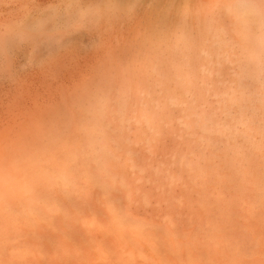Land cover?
I'll return each instance as SVG.
<instances>
[{
  "label": "rangeland",
  "instance_id": "rangeland-1",
  "mask_svg": "<svg viewBox=\"0 0 264 264\" xmlns=\"http://www.w3.org/2000/svg\"><path fill=\"white\" fill-rule=\"evenodd\" d=\"M215 1L216 0H0V158H4L0 161V168H2L0 173H3V168L10 166L9 164L11 162L13 163L15 159L18 162L24 161L26 158L22 159V157H25V155L28 156V154L25 153V151L27 150L29 151V154L32 153V155H40L42 152H38L43 150L42 148H44V146L45 150L47 145L53 148L55 144L53 140H55L59 136V133L60 135H66L70 132L75 131L76 134L78 133L76 131L80 130H78L79 126H81L79 128L84 129V125L86 122H83V119L87 121L91 117V110L93 108L95 99L107 93H110L113 96L114 94H116L114 97L111 96L112 101H114L113 104L115 105V101H117L115 97H118L117 95L120 93L118 89L121 88L125 79H132V82L135 81L136 83H138L140 80H146V77H150L148 81L153 83L151 77L153 76V61H157L158 58V61H165V59L169 60L171 58L175 59V57L176 59H179V57L181 58V53L180 51H178V48L176 46V41H178L177 43L183 41L180 39L181 33L184 32L185 39L189 38L190 40L194 41V38H196L195 42L197 44H199L200 42L201 44H203L201 37L199 38V31H201L202 29V26L200 27V25L205 23L207 8L211 7L212 3V6H214ZM206 3L209 4V6L206 5ZM8 39H10V45L5 44ZM199 39L201 40L199 41ZM167 52L170 53V55ZM164 55H166V58H162L164 57ZM150 61H152V63H150ZM149 67L151 68L149 69ZM231 67H233V69H229V72L230 70H232L231 72H233V70L236 69V67L234 66ZM224 68H227V66H224ZM223 70L224 69H222V71ZM227 70L228 69H225L226 72ZM236 71L237 69L234 72ZM226 72H224L226 75H220L221 77H216L217 79H220L223 76V79L217 80L216 84H213V86H215L217 89H219L220 86L225 82L229 84H224L223 90H225L227 86L230 87L229 85H231V82L229 81L233 80V75H235L234 77H236V73H231V77V74L229 72L227 74ZM225 78H227L228 80H226ZM229 78H231V80ZM218 81H220V83H218ZM152 83L148 84L152 86ZM217 84L219 85V88L218 86H216ZM174 88L172 89V92H176L175 94L179 95L178 90L176 88L175 90ZM255 88L253 89V91H255L256 93L260 92V88L258 86H256ZM221 89L222 88H220L219 91ZM210 99L213 100L214 103L216 102L215 104L210 102L211 107L213 108H211V110L219 107L217 101H215V98L212 99L211 97ZM212 104L214 105L212 106ZM259 110L260 112L261 110L264 112V107H260L258 111ZM263 112H258V116L261 119H263V117H260L262 116L261 114H264ZM115 114L116 113H114L112 116L114 117V119H117L115 117L117 115ZM134 115L135 113H132V116ZM171 117L173 120L172 127L175 128L172 129V127H169L168 129L173 131L168 132L166 128H163L161 133L162 136L160 135V137L152 143L150 141L152 138L151 134L148 133L150 131L145 127H134L133 125V127L128 131L116 132L122 133V135H120L122 139L128 138L130 141H125V143L122 141V143H124L123 145L116 146L120 148L116 149L120 157V159L116 161V163H122H119L117 166H115L114 170L116 171L119 167L120 170L118 171L121 173L116 171L118 175L120 177L124 176V178H127V180L121 178V185L117 186V184L113 183L112 181L105 182L102 178L100 179L99 174L98 176L96 175L98 173L96 169L97 166H95L96 164H90V170L93 172L91 173L88 168V174L85 173L86 175H80L81 177L86 176V178L87 176H89V179L91 180H87L92 181L91 183H88L87 180L85 181L84 177L80 178L78 172H82L81 168L76 173L72 174L74 176V179H77L76 181H74L75 185H73V183L71 184L73 185V187L76 186L75 190L72 188V186H69L70 191H72L66 192L67 189L69 190V187L64 186L66 187V189L64 187L62 188L65 189L64 191L66 192V194L63 195L64 191H60L63 189L59 184L54 186L56 187V189L54 188L55 191L60 189L57 192L53 191V187L49 188L48 192L50 193V198H53L50 199L51 201L46 202V205L43 203L41 204V207H39V212L35 216L40 220L38 221V218L34 216H32L34 217L33 219L31 218V224H37V222L36 224L33 222L36 218L38 224L41 225V227L39 226L40 228L38 227V225L35 226L36 228H39L37 229V232L34 231L33 228L35 227H32V225L29 224V221L25 222L23 219H19L21 221V223H19L20 225L25 222L24 226H19V224L16 223L19 222L18 219L11 222V220H13L11 218H7V220L1 218L5 221V223L8 222L7 224H10L11 222V226H15V224H17L19 227L23 228H21L20 230L19 227L15 226L16 228H18L16 229L18 233L17 234L15 231H13L15 230V227L11 228V226L9 225L5 229L4 227H6L7 225L3 227V224L5 225L3 221L1 226L3 227V229H1L0 227V231L3 232L5 230L4 232L8 234L15 233V236L12 235L13 238L19 236L20 232L21 234L25 233L26 235H24L25 238L23 237L25 240L21 239V236L23 235H21L20 238L16 237V240L18 238L20 243L19 241L11 238V235H8L11 239H13L12 243L18 242L22 248L20 251H18V253L20 252L19 255L21 254V257L19 258L22 261L20 262L18 258L17 264H30V262L31 264H33V260L35 259H33V257L36 256L37 258H39V254L41 255V261L38 262L39 259L36 258L37 261H35V264H55L57 260H60V256L62 257V259L64 258L63 262H67L69 260H65V257H67L69 254L67 255L65 252H67L66 250L68 249L69 251L72 250L71 252L73 254L69 255L67 258L70 257L71 260L73 259L72 261H74V257H83V261H79L85 264H94L92 260H95L96 264H108V262H111V264H122L120 261L113 258L111 260L103 259L101 255H99V252H97L98 245H94L96 244V242H99L97 244H103L104 249H108V246H112V242L116 238L120 237L121 239L128 241L131 246L135 245L134 241L137 238L138 239L136 240V243L140 239V241L137 243L140 250H143V253H145L146 251L145 254L149 257H152L151 255H154L153 249H157V247H160L159 244L153 245L152 242H150L151 234L158 233L157 228L153 227V224L156 223L164 226L167 222V219L165 218L168 217L169 213H172V206H169V204L172 203L170 200L173 195H166V193L168 191L171 192V189H173L172 194H176V192L179 191L181 193V191L183 190L184 192H187L184 193L182 191L184 195L189 194L187 197L191 199L190 201H194L196 198L193 193L190 194L191 192L188 191L190 190L189 188L191 185V181L186 174L185 178H183L182 176L184 180L182 178H180L182 181L180 179L178 180L179 183L177 186H174L171 180L165 179L166 175L164 176L167 171L175 169L173 168V163H175V167H177V162L180 161L182 155H184L185 152L193 150L195 151V149L197 148V145L194 144L193 139L190 136L182 133L180 130V111L178 109H173V114L171 112ZM175 120L178 123V126L177 124H174ZM118 124L119 123L117 120L114 121L113 125L115 126L111 125L110 129L116 127ZM176 128L178 130H176ZM139 129H141L142 132ZM79 132H81V130ZM173 132L175 134H172ZM82 133L83 132H81V134ZM145 133H147L148 136ZM81 134L79 133V135ZM84 134H82V136ZM136 135H139V137L142 136V140L140 138H136ZM83 137L85 139V136ZM79 139H82V141L84 140L80 136ZM259 140L258 142H260ZM50 142H53V146L50 144ZM160 142L163 144H161ZM222 142H224V140ZM190 144L193 147L195 146L196 148L189 146ZM151 146L156 147L152 148ZM182 147H184V149L186 148L185 150L187 151L182 149ZM53 149L48 150L51 151V154L47 151L48 154H50L51 156H54L55 154L57 156L59 153L58 150L55 151ZM180 150H182L181 153ZM22 152L23 156L19 157L18 155H20V153ZM53 152L55 153L53 154ZM155 153L156 157L154 156ZM14 154L15 158H13ZM33 156L36 157V155ZM56 156H54V158ZM178 156H181V158H179ZM18 157L22 160L19 161ZM59 157L60 156L58 155L56 159H59ZM5 158L7 163L3 162L5 161ZM163 159L165 160L163 161ZM164 163H166V165H163ZM122 165L123 167H125L121 168ZM161 165L165 166V168H163ZM164 169H166V172H164ZM157 170L164 173L157 174L155 172ZM137 171H139V173ZM130 172L131 174H129ZM134 172H137V176H135ZM82 174H84V172ZM153 175H156V178L153 177ZM140 177L142 178V181L140 180V182H138V180L135 184V181ZM161 177L166 181H171V188L169 186L164 187V189L159 188L160 184H163L161 185V187L165 186L166 183L169 184V181L166 182L165 180L161 179ZM186 178L188 179V181ZM81 179L83 180V182L82 184H79L82 181ZM161 180H163L162 182L164 183H159V181ZM148 181V185L145 184ZM184 181H187L189 185ZM128 183L130 188L128 187ZM185 183L187 184L186 188L189 186L187 189L184 188ZM83 184L86 186H84ZM130 184H134V186L136 187L131 186ZM78 185L81 187L84 186L82 188L87 191V193H85L86 195L84 194L83 189L80 190L79 188V191L83 192V194L78 191ZM115 185L116 189L114 188ZM156 186L159 189H157ZM92 187L95 189H93ZM98 189H104V191ZM88 190H91L89 191L90 193H88ZM129 190L130 192H134L132 193L134 196L129 192ZM149 190L151 193L148 192ZM259 190L262 191V187H260ZM126 192L130 197L128 196L127 198ZM154 192L158 194L153 195ZM92 193L94 196H92ZM104 193L105 195H103ZM180 193L176 195H180ZM150 194H152V198H154L151 199L154 200V202L152 201L153 203H148L149 201H147L151 196ZM116 195L118 196L116 197ZM138 195L140 196V199L142 198L143 200H145V202L153 208L146 205V203L142 199L140 200ZM58 196H60L62 202L60 199H58ZM131 196L132 198L135 197L134 199H136L137 197L135 201L139 199L142 203L137 201L136 204H134L133 202L135 201H132L134 199H132ZM145 197L147 198V200ZM165 198H169L170 200H166ZM53 199L55 201H53ZM125 199L132 200L125 201ZM56 200L59 201V203L56 202ZM93 200H95L94 202L97 203H94ZM157 200L161 201L162 203L159 204V201L156 203ZM85 202H88L89 204ZM117 203H119V205ZM132 203L134 204L132 205L134 206V209H137L138 211L137 212L135 210V214L130 211V204ZM137 203L140 204L138 205ZM96 204H98L99 206L97 205L96 207ZM43 206L44 210H41ZM49 206L52 207L50 208ZM262 206L263 203H259V208L257 206L256 214L254 215V217L249 215L250 212L247 213L246 218L249 220L245 221V224L249 227H253L260 235V239L264 240V212H262L264 211V206ZM58 207H61V209H59ZM150 209L154 212L151 211V213H149ZM142 210H144L145 213H143ZM168 210L171 211L168 212ZM53 212L54 214L53 216H51V213ZM123 212L124 214H122ZM74 213L76 214V216ZM156 214L159 215L157 216ZM72 215L74 216V219H77L78 217V220L73 219V221H75L77 225L74 224V222L72 223V220H69L73 217ZM81 215L84 217H82ZM119 216L122 217L120 218ZM160 216H164V220L163 217L160 218ZM233 218H235V220L233 219L231 220L232 222H230L229 224L227 223L226 228L228 226V228L232 227V225L235 223L237 217L234 215ZM153 219H155L154 222ZM185 219L188 222L185 223L186 225L183 224L181 227H179V230H182L179 231L180 234H178L176 237H173L172 240L164 237L165 241H168L171 244L178 243L180 245L179 250H167L165 252H162L161 255L168 257L174 254L177 255L179 252L184 251L185 254L188 255V253L190 252L188 250V246H199V251L195 252V255H193L197 260V264H235V262L231 259L234 257V251H232V248L229 247L226 243L229 239L231 241H234L235 238L231 236L229 238L227 236L225 238L223 236H220V238H215V234L210 231V228L207 225L205 226L206 228L204 227V236L202 238L197 237L196 232L191 233L193 230L196 231L195 229H197V225L192 222V227H190L191 221H189L187 217ZM223 223V220L218 221L219 226H221ZM193 224L195 226H193ZM27 225L30 226L28 227L29 229L26 227ZM80 225H82V227ZM72 226H74V228ZM188 226L192 230L189 232L186 231V233H188L190 237L187 240H184L182 233H185V229L189 228ZM117 227L119 230L117 229ZM10 228L13 233H10ZM78 228H80V230H78ZM85 228H89V230H86ZM22 229H24V231ZM129 229L130 231H128ZM7 230H9V232ZM18 230H20V232ZM27 230L32 232L30 236H28L29 231ZM32 230L36 234H33L34 232ZM63 230H65L64 234H62ZM84 230L87 232L84 233ZM88 231L91 232V237H96V235L100 233L101 235L99 234V236H97L98 238L95 239H100L101 237L102 238L99 241H93V238L88 237ZM94 231L98 234H94ZM39 232L42 235L38 236ZM59 233L62 234L60 239L64 238L66 242L64 239H61V241L56 238L57 236H60ZM119 234L122 236H119ZM36 236H38V238L42 237L40 240L43 241L44 244H41L42 242L40 240H35L37 243L39 241L40 242L38 243V245H32L31 243L35 242L33 240L37 238ZM45 236L48 237V239ZM137 236H139L140 238ZM124 237H126V239ZM112 238L114 240H112ZM21 240H24L26 242H22ZM27 241L31 243H27ZM18 243H16V246H18ZM27 244H31L32 247L28 246ZM24 245H27L28 248H26V246ZM8 246L6 245V247ZM88 246L89 248L87 249ZM145 247H147L148 250ZM48 248L51 251H49ZM22 250L30 251H28V253L26 254ZM34 253L37 255H35ZM63 253L66 254H64L65 256L63 255L64 257L62 256ZM201 254L204 255L201 256ZM222 254L227 256L223 257ZM241 254V259H243L244 264L247 259L244 258V252H242ZM214 255L215 258L211 259L210 257ZM8 256L10 255L8 254L6 257H4V261L6 264H11V258ZM27 256H31L33 260H28ZM24 257H27V262L26 258ZM199 259H203V261L200 262ZM7 260L10 262H8ZM61 261L62 260H60L59 262L61 263ZM139 261L143 260L140 259ZM59 262L56 264H60ZM81 263L79 262L78 264ZM67 264L74 263L68 262Z\"/></svg>",
  "mask_w": 264,
  "mask_h": 264
},
{
  "label": "bare ground",
  "instance_id": "bare-ground-1",
  "mask_svg": "<svg viewBox=\"0 0 264 264\" xmlns=\"http://www.w3.org/2000/svg\"><path fill=\"white\" fill-rule=\"evenodd\" d=\"M206 5L209 6V4L207 3ZM212 5L211 7L207 8V16L205 19V23L203 24L200 23L201 24L200 27L202 26V29L201 31H199L200 33L199 38L201 37L203 44H201V42L199 43L201 45L197 44L195 42L196 38H194V41L190 40L189 38L185 39L184 32L181 33L180 39L183 41L179 43H177L178 41H176V46L178 48V51H180L181 53V58L179 57V59H176L175 57V59L173 58L169 60L165 59V61H163L162 59H161L162 61H158L159 59L158 58L157 61H155L156 63L153 61L152 64L153 76H151L153 83L148 81L150 77L149 78L146 77L147 78L146 80L148 82L145 79H142L138 83H136L135 81L132 82V79H128V80L125 79L123 81L124 83L121 86V88L118 89V91L120 92L118 93L120 95L118 94L117 95L118 97H115L117 100L115 101L116 102L115 105L113 104L114 101H112L111 96L114 97L116 94H114L113 96L110 93H107L103 96L96 98L93 103V108L91 110L92 115L90 114L91 117L89 118V120L85 121V119L82 118L84 120L83 122H86L84 125L85 130L83 128H79L81 126L78 127V130L80 129L81 132H83L82 134L85 133L83 135L85 136V139L82 136L81 132H79L80 130L76 131L78 132L76 134L78 135L79 133L81 134L79 136L84 139L83 141L82 139H79V136L75 134V131L70 132L66 135L63 134L60 135L59 133L58 134L59 136L55 140H53L55 142L53 147L54 149L51 146L47 145L45 150V146H44V148H42L43 150L38 152V153L42 152L40 155L33 154L36 155V157H34L32 153L29 154V151L27 150L25 151V153L28 154V156L24 154L25 155L24 157L22 155L23 152L20 153L21 156L18 155L19 157L23 156L22 159L26 158L24 161H21L22 159L18 157L19 161L21 162H18L16 159H15L16 161L11 160L13 161V163L11 162L12 165L11 163L9 164L8 162L10 166L6 165L7 167L3 168L4 172L0 173V223H1L0 227L2 226V222L4 221L1 218H4L5 220H7V218L8 219L11 218L13 219L11 220V222L17 219L18 220L23 219L25 222L29 221V224H31L32 222L31 218L33 219L34 217H36L35 215L39 212V207H41V204L44 203L46 205V202L51 201L50 199L53 198V197L50 198V193L48 192L49 188L53 187L52 188L53 191L57 192L60 189L55 191L56 187L54 186L59 184L61 188L64 186L66 187L72 186V188L75 190L76 186L73 187V185H75L74 181H76L77 179L75 180L72 174L76 173L78 170L82 168V172L79 171L78 173L80 178L84 177L85 178L84 180L86 181L87 179H89V176H87L86 178V176L81 177V175L88 174L87 173L88 168L89 170L91 169L90 164L91 165L96 164L95 166H97L96 169L98 171L96 175L98 176L99 174L100 179L102 178L105 182L112 181L113 183L117 184V186L121 185L120 184L121 178L126 180L127 178L126 177L124 178V176L120 177L118 175L117 172H119L118 170H120L119 167L116 170L117 172L114 170L115 166H117L119 163L120 164L122 163V162L116 163V161L120 159L116 150L117 148L118 149L120 148L116 146L123 145L125 141L128 142L130 141L128 138L122 139V137H120L122 133H116V132L128 131L133 127V125L134 127H143V128L145 127L147 130L150 131L147 132L151 134L152 138L150 141L152 143L156 141L157 138L160 137V135L162 136L161 133L163 128L164 129L166 128L168 132L173 131L168 129L169 127H172L173 124L171 112L173 114V109H178L181 114V118L179 120L180 130L182 133L190 136L193 139L194 144L197 145V148L195 146L194 147L198 151L196 149L195 151L194 150L187 151L185 150L186 148L184 149V147H182V149H184L187 152H185L184 155H182V158L181 156H178L181 159L180 161L177 162L176 164L177 167H175V163H173L174 165L173 168H175L174 170L167 171L168 172L167 173L165 171L166 169H164V172L167 173V174L165 173L164 176L166 175L165 179L171 180L173 185L177 186L179 183L178 180L182 178V176L183 178H185V174H186L189 177V180L191 181V185L189 188L190 190L188 191L191 192L190 194L193 193L196 196L195 200L190 201L191 199L187 197L189 194L184 195L183 190H182L183 192L181 191V193L180 191L176 192V194L180 193V195H176L175 193L172 194L173 189H171V192L168 191L166 193V195L167 194L173 195L172 198L169 197L170 195L167 196L171 198V200L169 198L168 199L165 198L166 200H170L172 202L171 204H169V206L170 205L172 206V213H169L168 217L165 218L167 219V222L164 226L156 223L153 224V227L157 228L158 233L151 234L150 242H152L153 245L159 244L160 247L159 248L157 247V249H153L154 255L152 254L151 255L152 257L147 256L145 254L146 251L145 253H143V250L142 251L140 250L139 246L137 245L140 239L136 243V240L138 238L134 241L135 242L134 246H131L128 243V241L121 239V237L116 238L115 240L112 238V240H114L112 242V246H108V249H104L103 244H97L99 242H96L97 240L99 241L102 237L100 239H95L98 238L97 236H99L100 233L98 234L97 232L94 231L93 233L98 235H96V237L94 236L91 237L90 236L91 232L88 231L87 233L89 234L88 237L93 238V241L96 240L95 241L96 244L94 243L93 244L95 246L98 245L97 252H99V255H101L103 259L111 260L113 258L120 261L122 264L124 263L197 264V260L193 255H195V252L199 251L198 249L199 246H188L189 247L188 250L190 251L188 255L185 254V251L179 252L177 255L174 254L168 257L161 255L162 252H165L167 250L170 251L179 250L180 245L178 243L171 244L168 241H165L164 237L172 240L173 237H176L178 234H180L179 231L182 230H179L180 229L179 227H181L183 224L186 225L185 223H187L188 221H186L185 218L187 217L188 220L191 221V223L189 222L191 225V226L189 225L190 227H192V222H194L197 225V229H195L196 227L194 228L196 231L193 230L191 232V233L196 232L197 237L202 238L204 236L203 234L204 227L207 225L210 228V231H212L215 234L214 236L215 238H220V236H223L224 238L226 236L228 238L230 236L235 238L234 241L233 240L231 241L229 239L226 242L228 246L232 248L231 250L234 251V257L231 259L235 262V264H243V259H241L242 252L245 253L244 258L247 259V260L245 259L247 261V262L245 261L246 264L247 263L264 264V240L260 239V235L253 227H249L245 224V221L249 220L246 218L248 212H250L249 214L250 216L254 217V215L256 214L257 206L259 208V203H263L264 206V114H261L262 116H260L263 117V119L259 118L258 116V112L259 113L263 112L262 110L261 112L260 110L258 111V109H260V107L261 108L264 107V0H216L214 2V6ZM201 39H199V41ZM9 40L10 39H8L5 44L10 45L11 42ZM168 54L170 55V53ZM165 56L166 55H164V57L162 58H166ZM150 63H152V61H150ZM226 64L236 67L237 71L234 72L236 69L233 70V72L236 73V77H234L235 75H233L234 78L232 77V74H234L233 72H231L232 70H230L229 72V69H233V67ZM224 66H227V68H224ZM150 68L151 67H149V69ZM222 69L224 70L222 71ZM225 69H228L227 72L225 71ZM224 72H226L227 74L228 72L230 74L232 73L231 77L233 80L229 78L231 80L229 81L231 82V85H229L230 87L227 86V88L225 86L226 88V89L224 88L225 90H223L224 84H229V83L222 82L223 84L220 86V88L222 89L219 91L220 89L219 85L218 84L216 85L219 88L217 89L215 86H213V84L215 85L217 80L223 79V76L226 75ZM220 75H223L222 78L217 79L216 77ZM225 79L228 80L227 78ZM148 83L150 84L152 83V86ZM218 83H220V81H218ZM172 86H174L178 90L179 95L175 94L176 92L174 93L172 92V89L174 88ZM256 86L260 88V92L256 93L255 91H253V89ZM211 97L212 99L214 98L216 99L215 101H217L219 106L214 110H211L212 107L210 102L214 103L213 100L210 99ZM214 104H212V106ZM114 113H116L115 115L117 116L115 117L117 119H114V117L112 116ZM132 113H135V115L132 116ZM113 119L114 121L117 120L119 124L116 127L110 129V126L113 125L114 123ZM175 122L174 124H177L178 126V123ZM174 128L175 127H172V129ZM141 129L139 130L142 132ZM176 130L178 129L176 128ZM145 134L148 136L147 133ZM172 134L175 133L173 132ZM141 137H139V135H136V138H140L142 140ZM223 140L224 142H222ZM258 140L260 142H258ZM122 141L124 143H122ZM52 143L50 142V144L53 146ZM189 146L192 145L190 144ZM151 147L153 148L156 146H151ZM50 148H52L55 151L58 150L59 153L58 152L57 153L60 156L59 159H56L58 155L56 156L54 154L55 152H53L54 156H56L55 158L54 156L50 155L51 151H48V150H52ZM47 151L50 154H48ZM181 151L182 150H180V153ZM154 156L156 157V153ZM13 158H15V154ZM2 159L0 158V161ZM164 160L165 159H163V161ZM3 162L7 163L6 158L5 161ZM163 165H166V163H164ZM124 167L122 165L121 168ZM162 167L165 168V166ZM1 169L2 168H0V171ZM83 172L84 174H82ZM92 172L93 171H91V173ZM137 172L139 173V171ZM155 172L157 174L164 173L162 171L159 172L158 170ZM136 173L135 176H137ZM129 174H131V172ZM153 177L156 178V175L155 176L153 175ZM141 179H142L141 177L138 178L135 181V184L138 180H139L138 182H140ZM161 179L163 178L161 177ZM89 180H87V182L91 183L92 181ZM163 180L159 181V183H164L162 182ZM169 180L167 181L165 180V181L168 182ZM171 181H169V184L166 183V185L164 184L165 186L162 187L161 185L163 184H160L159 188L164 189V187L166 186H169L171 188L170 186ZM187 181L184 182L187 183ZM82 182L83 180L79 184H82ZM72 183L73 185H71ZM148 183L149 181L145 184L148 185ZM186 183H185V187L183 186L185 189L189 187L188 186L186 188L187 184L189 185V183L187 184ZM130 185L134 186V184H130ZM259 186L262 187V191L259 190L260 188ZM66 187L64 188L66 189ZM70 187L69 190L68 189L66 190V192L70 191ZM82 187L78 185L77 186L78 191L80 188V190L83 189L84 194L87 193V191H85L84 188ZM115 187L116 185L114 186V188ZM128 187H129V183H128ZM65 189L60 191L63 192ZM98 190L104 191V189H98ZM89 191L91 190H88V193H90ZM66 192L64 191L63 195H65ZM148 192H150V190ZM80 193L83 194V192ZM130 193L132 194L134 192L131 191ZM155 194L158 193L154 192L153 195ZM103 195H105V193ZM139 195L138 197L140 199ZM150 195L151 196L150 198H148V200L145 197L146 200L149 201L148 203L152 201L154 202V200H151L154 199L152 198L153 197L152 194ZM92 196H94L93 193ZM117 196L118 195H116V197ZM126 196L128 198L129 196L128 193L126 194ZM58 197L57 198L61 200L60 196ZM132 199H128V200H132ZM136 199L132 201H135ZM139 199L137 201L142 203L140 201L142 198L140 200ZM57 200L56 202L59 203V201ZM128 200L125 199V201ZM53 201L55 200L53 199ZM94 201L95 200H93V202ZM137 201L133 203L136 204ZM143 201L145 202V200ZM158 201L159 200H157L156 203ZM50 203H55V202H50ZM133 203L130 204L131 205L130 211L134 213V211L135 210L137 211V209H134V206H132L134 205ZM161 203L162 202L159 201V204ZM117 204L119 205V203ZM97 205L98 204H96V207ZM146 205L149 206V204L147 203ZM49 207L51 208L52 206ZM58 208L61 209V207ZM41 210H44V206L42 207ZM142 211L143 213H145L144 210ZM151 211L152 210L150 209L149 213H151ZM170 211L171 210H168V212ZM51 214H52L51 216H53L54 212ZM122 214H124V212ZM156 215L158 216L159 214ZM234 215L237 217L235 223L232 225V227L228 228L229 227L228 226L226 228L227 223L229 224L230 222H232L231 220L233 219L235 220V218H233ZM119 217L121 218L122 216ZM161 217H163L164 220V216H160V218ZM36 218L34 219L33 222L35 224L37 222L36 225H38V227L39 226L41 227V225L38 224V221L40 219L38 218V221H36ZM73 219L74 216L69 220H72V223L74 222V224H76L75 221H73ZM20 220L19 222L16 221L15 222L19 224L21 223ZM74 220H78V217L77 219ZM219 220H223L224 222L221 226L218 225ZM154 221L155 219H153V222ZM25 222H23V224L21 225L19 224V226H24ZM3 223H5V221ZM7 223H5V225L3 224V227L7 225L6 227H4L5 229L10 225ZM31 225L32 227L36 226L33 223ZM15 226L19 227L17 224H15ZM15 226L12 225L11 228ZM80 226L82 227V225ZM193 226L195 225L193 224ZM3 227H1V229H3ZM26 227L28 228L30 226L27 225ZM38 227L33 228L34 231L37 232L38 231L37 229L40 228ZM72 227L74 228V226ZM111 227H116V226H111ZM190 227L188 229H190ZM21 228L23 227H19L20 230ZM14 229L15 230L13 231L17 233L16 229L18 228L15 227ZM85 229L89 230V228H85ZM130 229L128 231H130ZM188 229H185V233H182L184 240H187L190 237V235L186 233V231L189 232L192 229L190 230ZM20 230L18 231L20 232ZM22 230L24 231V229ZM65 230H63L62 234H64ZM78 230H80V228H78ZM4 231L3 232L0 231V264H6L4 261V257H6L8 254L10 255L8 257L11 258L10 260L11 264H17V259L21 257L20 256L21 254L19 255L20 252L18 253V251H20L22 248L19 245L20 241L18 240V238L16 240V237L20 238V236L23 235L21 236V239H24L25 233L21 234L20 232L19 236L13 238V236L16 235L15 233L8 234L5 233ZM7 231L9 232V230ZM85 232L87 231L84 230V233ZM10 233H13L12 230ZM31 233L32 232L29 231L28 236H30ZM33 234L36 233L34 232ZM59 234L60 236L56 235L57 236L56 238L58 240L64 239V238L60 239L62 234L61 233ZM8 235H11V238L15 239L16 241H19V243L16 242L18 243V246H16L17 244L15 242L12 243L13 239H11ZM40 235L42 234H40L39 232L38 236ZM38 236H36L37 238L34 239L33 241L40 240L42 238V237L38 238ZM119 236L122 235L119 234ZM46 238L48 239V237ZM124 238L126 239V237ZM24 240L21 241L26 242ZM29 241H27V243H31ZM41 242H42L41 244H44L43 241ZM35 243L37 242L35 241L32 242L31 244L38 245V243L37 244ZM31 244H27V245L31 246ZM6 245L8 247H6ZM27 245L24 246L28 248ZM88 248L89 246L87 247V249ZM145 248L148 250L147 247ZM28 251L30 250L24 252L27 254ZM66 251L67 252L65 253L67 255L73 254L71 252L72 250L69 251L68 249ZM65 253H63L62 256ZM202 255L204 254H201V256ZM222 256L225 257L227 255L222 254ZM27 257L28 260L30 259V261H32L35 258L33 260L34 261L33 264H35V261H37L36 256H34L33 259L31 256H27ZM27 257H24L26 258V262L28 261ZM38 257H39L37 258L39 259L38 262H40L41 255L39 254ZM67 257H65L66 258L65 260H69V261L63 262L64 258L62 259V257L60 256L59 259L62 260L61 263L59 262L60 260H57L55 264L58 262L60 264L63 263L67 264L68 262H73L74 264L75 263L78 264L79 262L81 263V261L79 260L83 261L82 259L83 257L82 258L78 257L80 258L78 259L73 255L74 261H72L73 259L71 260L70 257H69L70 259ZM210 258L214 259L215 255L211 256ZM140 259L143 261H139ZM21 261L22 260H20V262ZM199 261L201 262L203 261V259H199ZM92 262L96 264L95 260H92ZM81 264H85V263H81ZM108 264H111V262H108Z\"/></svg>",
  "mask_w": 264,
  "mask_h": 264
}]
</instances>
